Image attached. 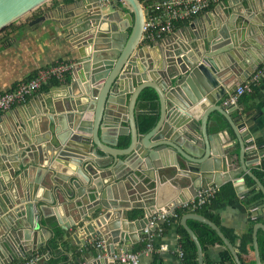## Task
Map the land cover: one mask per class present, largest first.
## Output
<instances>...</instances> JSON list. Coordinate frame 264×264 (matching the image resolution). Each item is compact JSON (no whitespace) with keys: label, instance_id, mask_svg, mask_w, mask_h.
<instances>
[{"label":"water","instance_id":"95a60500","mask_svg":"<svg viewBox=\"0 0 264 264\" xmlns=\"http://www.w3.org/2000/svg\"><path fill=\"white\" fill-rule=\"evenodd\" d=\"M48 1L0 0V31ZM75 4L79 11L72 9L58 22L66 32L65 39L71 44L72 52H78L69 85L77 95L61 101V112L47 108L43 114L33 115L37 125L32 133L26 131L22 134L23 140L19 132L2 140L0 164L3 172L0 176L5 178L0 179V187L15 190L16 184L10 173L17 169L13 167V159L19 158L21 150H30L50 164L62 163L71 173L60 177L50 167L55 177H42L34 186L35 193L31 186H23L20 192L15 190L16 200H9L2 208L5 217L12 219L9 229L13 244L29 256L46 245L52 232L47 222L40 219L39 210L42 204H47L46 200H56L57 203L60 193L64 192L69 196L75 194L83 208L78 215L80 219L71 224H63L57 215L61 227L66 230L77 227L86 236L81 242L83 245L86 239L94 240L95 250L85 257L83 264H121L110 258L113 253L120 252L112 246L120 242L128 245L129 241L133 244L139 235H145L150 217L161 208H170L173 216L180 203L192 200L199 191L214 185L233 180L237 193L243 196L249 193L244 178L248 175L256 183L252 189L258 188L256 192L264 194V184L247 164V158L256 154L247 147V142L254 138L248 127L256 120L250 118L238 124L234 122L238 130L247 127L240 133L236 131L241 151L238 153L239 167L234 168L230 159L234 139L226 128H222V122L211 116L216 110L234 127L229 109H236L237 105L228 103L219 107L216 103L226 93L233 94L237 89L238 83L227 84L228 78L233 77L239 67L243 69V77L249 74L240 60H249L251 55L247 47L249 37L262 38L264 28L258 27L256 20H264V0L259 6L242 3L239 11L232 10L233 17L219 19L217 27L206 31L203 36L195 35L186 40L170 38L163 45L165 66L160 69L153 68L149 59L146 61L142 47H139L148 11L140 0H76ZM125 7L129 11L122 13ZM47 8L30 24L51 20L55 10H63L60 6ZM217 11L219 8L215 9ZM139 63L141 67H138ZM134 82L138 85L133 86ZM146 87L156 90L160 110L155 126L143 134L137 126V110L139 96ZM212 105L215 107L211 108ZM90 110L92 118L86 120ZM122 116L127 119V125L124 130H119ZM21 126L26 128V122L22 121ZM208 127L216 131L208 133ZM111 128L116 130V134L107 141L105 136L111 134ZM123 135L130 136V144L119 148L120 136ZM131 154L140 160L136 170L154 182L153 199L148 205L144 204L146 216L134 221L106 203L104 188H101L103 184L110 183V178H105L111 164L103 163L107 159L116 163L119 156ZM59 177L62 179L60 183L56 181ZM45 187H54L53 199L46 192L42 196L45 200L38 199L41 195H37L38 190ZM167 192L170 197L165 198ZM256 212L263 215L264 206ZM89 218L91 224L87 223ZM189 219L212 227L230 249L236 263L243 264L217 224L201 214L186 213L180 224L196 245L199 264H204L203 249L188 224ZM163 222L161 219L154 224L150 232ZM254 228L255 257L257 264H261L257 232L259 229L264 231V223L254 224ZM74 238L79 240L77 233ZM125 240H129L128 243Z\"/></svg>","mask_w":264,"mask_h":264},{"label":"crops","instance_id":"0c3cea01","mask_svg":"<svg viewBox=\"0 0 264 264\" xmlns=\"http://www.w3.org/2000/svg\"><path fill=\"white\" fill-rule=\"evenodd\" d=\"M158 1L161 0H154L150 4H155V2ZM75 2L76 0H50L33 10V13H31L26 21L18 19L13 22L9 28L0 33V90L6 91L13 89L20 81L32 77L41 68H46L59 62H71L74 64V58L78 57V52H72L73 49L71 44L65 39L66 32L61 28L58 20H63V15H69L72 9H75V12L79 11ZM261 2L262 0H212L209 7L197 14H193L191 20H189L186 25H174L180 18L176 19L173 22V30L167 35V38H181L186 40L195 35L203 36L206 31H212L214 27H217L216 24L219 19L222 20L228 16L233 17L234 12H232V10L239 11L242 3L244 5L252 3L259 6ZM221 5L223 6L222 8H220ZM49 6L52 8L60 6L63 10H55L56 14L53 15L51 20L30 24L37 16L42 15ZM218 8L220 11L215 12V9ZM224 10H227V13L224 12ZM128 11L129 10L125 7L122 13H127ZM191 25H193V27H191ZM256 25L260 28H264V20L257 18ZM165 36L166 35L160 40H153L151 43H145V40H143L139 46L142 47L146 61L149 59L151 63H153V68L155 69H160L165 66L163 49V45H165ZM247 47L251 52L249 60H240V63L245 65L249 74L243 77V69L239 67L233 77L228 78L227 85L238 83V86H240L249 81L255 73L261 72L260 78L255 85L257 90L251 89L249 92H246L247 94L244 93L245 95L243 94L236 104L237 108L232 109L231 107L229 109V116L233 121V125L235 121L236 124H238L240 121L245 122L246 119L250 118L256 120L255 124L248 127V129L254 133V138L247 142V147L256 152V154L247 158L249 170L254 172V169L258 167L264 170V31L261 39L252 38V36H250L249 45H247ZM141 66V63H139L138 67ZM71 74L72 69L65 74L64 79L61 81L57 79L48 81L45 85L47 87L46 89L35 92L25 103L16 105L12 109L1 113L0 145H2V140H4L5 137L7 138L8 135L12 136L17 132H19L20 138L23 140L22 134L26 131H31L32 133L37 125L34 120L35 116L32 117L33 115L38 112L43 114V110L47 108H55L56 112L60 111L61 101L65 97L76 96L77 91L75 92L76 94H73L69 86L72 79ZM234 76L237 78H234ZM136 85H138V82H134L133 86ZM231 95L232 94L226 93L225 97L216 103V106H227L228 103H230L228 100ZM213 107L215 106L212 105L211 108ZM137 111L138 113L143 111L140 103H138ZM211 116L219 119L222 122V128H226L231 138L234 139L231 142L233 145L230 147V159L234 168L239 167L238 153L241 151V147L240 143L236 140V131L240 133L241 129H247V127L243 126L238 130L237 126L234 125V129L229 121L216 110L211 113ZM91 118L92 111L90 110L85 119ZM22 121L26 122V128L21 126ZM126 125L127 119L122 116L121 123H119V130H124V126ZM111 129H113L111 134L105 136L107 141L112 140L116 134V130L114 131V128ZM215 131L213 127H208V133H214ZM125 136L127 135L120 136V139ZM198 136L200 135L198 134ZM221 137L225 138V136ZM31 141H33L32 137ZM118 147L121 148L119 145ZM170 151L171 150H169V152ZM13 162L15 163L13 167L17 169L10 173V177L11 175L13 176V182L16 184L14 188L19 192L23 186H31L34 190V186L38 184L42 177L45 178L48 176L49 178H54L55 172L58 173L60 177H65L67 173H71V170L64 164L59 162L50 164L42 160L40 155H35L30 150H21L19 158L13 159ZM139 162L140 160H137L135 155L131 154L119 156L116 163H111L108 159L103 163V165L111 164L110 169L106 172L107 176L105 178H110V183L101 186V188H104V201L114 206V208L123 211L128 219L132 221L146 216L147 210L144 204L148 205V203L151 202L150 200L153 199L154 182L150 177L136 170ZM50 167L54 168L55 172L51 171ZM2 172L0 164V174ZM60 177L56 179L59 183L62 182ZM247 177L250 176H244L249 193L240 196L236 191L237 197L244 203L243 208L228 205L220 208L218 213L220 217V229L238 253L242 263L257 264L254 247V224L259 222L264 223V214L260 216L256 212L264 206V201H262V204L260 203L257 208L247 204L249 200L248 196L257 193L256 190L258 189H252V187L256 186V183L253 180L254 184L249 185ZM4 178L5 177L0 176V179ZM261 181L264 184V180ZM227 182H232L234 187L236 186L233 180L226 181L221 185ZM221 185H214L211 188L218 189ZM53 189L54 187L52 189L51 187H45L44 190L39 189L37 195H40V193L41 195L38 196V199L45 200L42 197L43 194H45L44 192L53 199ZM15 190H3L0 187V264H25L40 250H35L33 255L29 256L13 244L11 240L12 233L9 227L12 219L5 217L2 208L5 204L9 203V200H16L14 195ZM60 194L61 196L59 200H57V203L56 200H46L47 204L41 205V210H39L40 219L43 223L47 222L52 235L60 230L65 235V238L67 235L71 236V238L68 239V246L72 248V250L75 249L78 252L75 262L83 264L85 257L95 250L93 247L94 240L86 239V243L83 245L81 242L86 236L83 232L78 231L77 227L73 226L68 230L61 227V223L57 219L58 217L63 224L74 223L80 219L78 215H81V209L83 207L80 206L79 198H76L75 194L74 196H69L65 192ZM164 195L165 198L170 197L168 192ZM186 202L180 203L177 207L183 206ZM177 207H175V210ZM34 209L37 211L36 207H34ZM161 209L160 212L150 217V223L152 225L158 224L161 219L165 222L167 217L172 216L170 215V208L163 207ZM133 216H135L134 219H132ZM164 222L159 224L156 230H152L151 238H148L146 234L144 236L139 235V239H134L135 242H133V244L128 240L130 243L128 245L120 242V244H115L112 247L120 252L131 251L137 253L139 264H155L157 259L161 264H184L183 258L180 255V251L182 250L178 233L179 224L174 222L170 225L169 229L163 230L161 226ZM87 223H92L90 218L87 220ZM75 233L78 234V241L74 238ZM263 233L264 231L262 229H259L257 232L261 264H264ZM249 234H251V240L248 238ZM144 240H146V243H144ZM125 241L128 243L127 240ZM148 242L150 243L149 246ZM227 251L231 255V259L223 260V257L225 258L227 255ZM72 254L73 252L69 254L70 260ZM206 256L213 264H237L232 252L224 243L216 244L210 248ZM46 257L47 256H44L40 264H44V262L48 260Z\"/></svg>","mask_w":264,"mask_h":264},{"label":"trees","instance_id":"16d2710c","mask_svg":"<svg viewBox=\"0 0 264 264\" xmlns=\"http://www.w3.org/2000/svg\"><path fill=\"white\" fill-rule=\"evenodd\" d=\"M140 1L144 6H147L154 0H140ZM119 4L122 5V3ZM192 16L193 15H190L188 17L179 19L177 22L174 23V25L184 26L189 22V20H191ZM11 25L12 23L7 27H10ZM7 27L3 28L2 30L6 29ZM163 36L164 34H160L159 36L155 37V40H160ZM152 41L153 40L145 39L144 42L151 43ZM54 82L57 83L56 81ZM255 85L256 83L252 85L251 89L256 91L257 87ZM46 88L47 87L44 86L42 90ZM139 103L142 106L143 111H140L137 115V126L139 132L144 134L150 131L155 126V124L159 119V99L156 90L152 87L144 88L139 96ZM129 144H130L129 135L122 137V139L119 141V146L121 148H126L129 146ZM254 172L261 180H264L263 169L258 167L254 169ZM247 180L249 185L254 184L252 178L247 177ZM262 201H264V194L260 191L255 193L251 198H249L247 204L253 205L254 207L257 208ZM243 204L244 203L240 201V199L237 197L233 183L227 182L221 185L217 189L215 195L210 199V201L206 202L205 204L198 207H193L192 205L189 206L183 205L177 207L176 214L171 217H167L161 228L163 230H166L169 229L172 223L174 222L178 223L179 241L181 245V250L183 252L182 258L184 264H199L196 245L193 239L191 238V236L188 234V232L180 224V219L182 218V216L186 213H192V212L198 213L210 219L220 227V217L218 210L228 205L243 208ZM134 217L135 216H133L132 219H134ZM188 224L196 233L202 245L203 254H204V264H213L208 260L206 253L210 248H212L216 244L223 243V241L221 240L217 232L208 224H205L196 219H189ZM69 238H71L70 235H67V237L65 238V235L62 233V231L59 230L58 232H55L47 240L46 245L43 248H41L38 251V253L43 254L44 256H48V260H47L48 264H78L77 262H75V258L76 255H78V252L75 249L72 250V248L68 246ZM248 238L251 240V234L248 235ZM144 243H146V240H144ZM243 243H244V239H243ZM71 252H73V254L70 260L69 254ZM226 253L227 255L225 256V258L223 257V260L231 259V255L229 254V252L227 251ZM155 264H161V263L157 259Z\"/></svg>","mask_w":264,"mask_h":264},{"label":"built area","instance_id":"2783aa9c","mask_svg":"<svg viewBox=\"0 0 264 264\" xmlns=\"http://www.w3.org/2000/svg\"><path fill=\"white\" fill-rule=\"evenodd\" d=\"M212 0H161L155 4L147 5V14L145 16V26L143 40H155L160 34L166 35L164 43H168L167 35L173 30V22L180 18L197 14L203 9L209 7ZM73 64L71 62H59L55 65L39 69L32 77L20 81L13 89L6 91L0 90V114L12 109L16 105L25 103L28 98L35 92L41 90L48 81L52 79L62 80L66 73L71 71ZM261 72L255 73L249 81L237 87L235 92L229 98V102L237 104L239 98L260 78ZM217 189L211 188L199 191L195 198L187 201L184 206L192 205L198 207L215 195ZM153 225L150 223L145 228V234L148 238L152 237L150 229ZM149 243V242H148ZM150 243L148 244V246ZM183 256V252L180 251ZM113 261L121 264H139L138 254L131 251H123L113 253L110 257ZM44 259V255L40 253L34 254L25 264H40Z\"/></svg>","mask_w":264,"mask_h":264},{"label":"rangeland","instance_id":"374dc122","mask_svg":"<svg viewBox=\"0 0 264 264\" xmlns=\"http://www.w3.org/2000/svg\"><path fill=\"white\" fill-rule=\"evenodd\" d=\"M31 13H33V12L31 11L30 13L26 14L25 16H23V17L20 18V19L26 21V20L30 17ZM7 28H9V27H7ZM7 28H6V29H7ZM6 29H4V30H6ZM4 30H1L0 33L3 32Z\"/></svg>","mask_w":264,"mask_h":264}]
</instances>
